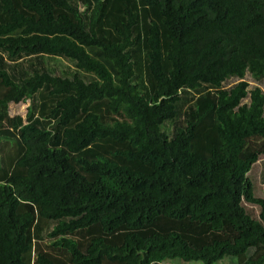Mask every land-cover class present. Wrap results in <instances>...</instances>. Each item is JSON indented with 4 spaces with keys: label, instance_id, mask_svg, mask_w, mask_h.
Instances as JSON below:
<instances>
[{
    "label": "trees",
    "instance_id": "1",
    "mask_svg": "<svg viewBox=\"0 0 264 264\" xmlns=\"http://www.w3.org/2000/svg\"><path fill=\"white\" fill-rule=\"evenodd\" d=\"M256 175L264 0H0V264H264Z\"/></svg>",
    "mask_w": 264,
    "mask_h": 264
},
{
    "label": "rangeland",
    "instance_id": "2",
    "mask_svg": "<svg viewBox=\"0 0 264 264\" xmlns=\"http://www.w3.org/2000/svg\"><path fill=\"white\" fill-rule=\"evenodd\" d=\"M67 63H64L63 67H65ZM62 67V68H63ZM30 103L29 101L26 103H21V104H12L10 106V116L11 117H22L25 118L27 114V109L29 107ZM258 172L260 173L262 171V164L259 162L258 164ZM256 177L258 181V194L260 197H264V183L260 182V175L252 176ZM246 208L250 211H257L256 208L251 207V205H246ZM164 264H204L202 262H186L181 259H176V260H170V261H165ZM216 264H227V261L225 262H218Z\"/></svg>",
    "mask_w": 264,
    "mask_h": 264
},
{
    "label": "crops",
    "instance_id": "3",
    "mask_svg": "<svg viewBox=\"0 0 264 264\" xmlns=\"http://www.w3.org/2000/svg\"><path fill=\"white\" fill-rule=\"evenodd\" d=\"M165 261H170V260H165ZM165 261H164V262H165ZM164 262H163V264H164ZM227 264H230L229 261H227Z\"/></svg>",
    "mask_w": 264,
    "mask_h": 264
}]
</instances>
